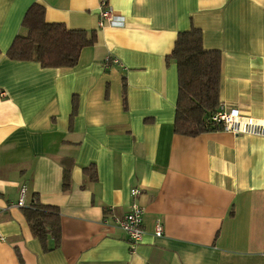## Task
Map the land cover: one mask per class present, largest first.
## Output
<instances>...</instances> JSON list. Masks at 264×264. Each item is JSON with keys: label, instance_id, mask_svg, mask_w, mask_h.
<instances>
[{"label": "crops", "instance_id": "0c3cea01", "mask_svg": "<svg viewBox=\"0 0 264 264\" xmlns=\"http://www.w3.org/2000/svg\"><path fill=\"white\" fill-rule=\"evenodd\" d=\"M104 1L117 18L100 26L103 0H0V264H264V136L176 134L171 58L198 29L220 54V105L264 124V0ZM34 4L95 36L73 68L6 56ZM131 189L135 246L115 225ZM33 201L59 212L55 248L28 226Z\"/></svg>", "mask_w": 264, "mask_h": 264}, {"label": "trees", "instance_id": "16d2710c", "mask_svg": "<svg viewBox=\"0 0 264 264\" xmlns=\"http://www.w3.org/2000/svg\"><path fill=\"white\" fill-rule=\"evenodd\" d=\"M22 28L23 33L14 38L6 56L13 61L36 62L43 68H73L82 49L95 42V36H89L83 30H68L62 25L46 24L43 8L37 4L30 6L25 13ZM171 58L176 64L178 82L174 132L192 138L221 131V126L212 120L220 106L219 52L205 50L201 32L192 28L178 33ZM64 171L62 190L67 191L68 167ZM94 179L92 175L89 177L90 181ZM23 214L35 237L43 239L49 234L55 241L54 248L58 246L60 222L56 207L33 201Z\"/></svg>", "mask_w": 264, "mask_h": 264}, {"label": "built area", "instance_id": "2783aa9c", "mask_svg": "<svg viewBox=\"0 0 264 264\" xmlns=\"http://www.w3.org/2000/svg\"><path fill=\"white\" fill-rule=\"evenodd\" d=\"M100 22L99 25L105 21L112 22L114 16L110 9L105 6V1L101 2L100 5ZM213 122L221 126L223 131L230 132L234 135L250 133L255 135L264 136V124L254 120L251 117L242 115L238 110L226 109L223 106H219L216 113L212 117ZM140 191L138 189L130 190V197L132 203L130 204L129 210L122 217L115 220V225L119 228L127 237L131 245H137L143 238V227H142V215L143 208L135 201L139 197ZM25 191L21 190L18 201L15 207L24 206ZM163 228L160 222H156L154 226V235L161 237Z\"/></svg>", "mask_w": 264, "mask_h": 264}]
</instances>
